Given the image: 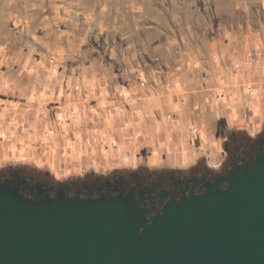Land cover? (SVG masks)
I'll return each mask as SVG.
<instances>
[{
  "label": "clouds",
  "instance_id": "clouds-1",
  "mask_svg": "<svg viewBox=\"0 0 264 264\" xmlns=\"http://www.w3.org/2000/svg\"><path fill=\"white\" fill-rule=\"evenodd\" d=\"M258 138L264 0H0V182L172 190L169 173L211 180Z\"/></svg>",
  "mask_w": 264,
  "mask_h": 264
},
{
  "label": "water",
  "instance_id": "water-1",
  "mask_svg": "<svg viewBox=\"0 0 264 264\" xmlns=\"http://www.w3.org/2000/svg\"><path fill=\"white\" fill-rule=\"evenodd\" d=\"M49 191L37 182L27 199L24 185L0 182V264H264L260 148L251 165L170 198L150 222L132 188L84 199Z\"/></svg>",
  "mask_w": 264,
  "mask_h": 264
},
{
  "label": "flooded vegetation",
  "instance_id": "flooded-vegetation-1",
  "mask_svg": "<svg viewBox=\"0 0 264 264\" xmlns=\"http://www.w3.org/2000/svg\"><path fill=\"white\" fill-rule=\"evenodd\" d=\"M258 148H260L262 150V152H264V138H258V140L250 147L246 158L244 155H241L240 157H236V158L231 159L230 160L231 169L234 167H240V165L243 163H246L247 165H251L254 158H255V155L257 153ZM237 161H239V163H237ZM197 170H203L205 172H208L209 174H211V172H212L211 167H208L202 163H200L198 165V169H192V172H195ZM227 172L223 175L215 176L211 180L208 179L207 174L204 173V174L200 175L199 177H196L193 175L191 177V179H185L183 181L174 180L173 175L171 173H169V179L173 180L174 184H175V187L172 190H165L163 188H160V181L159 180L152 187H149V188L141 187L140 186L141 181H140L139 174H133L132 179L135 180L137 187L132 188V189L134 190L135 196L140 201L141 205L145 204V202H146L145 198H146V196H148L147 206H143V207L148 209L150 211V213L154 212L155 214H157V213H159L160 209L165 204L164 203L165 199L167 201L170 198H173L175 200H180L183 195L188 196L190 193H194V194L199 193L200 194L206 189L207 183H212L217 178L225 176L227 174ZM115 175L116 174H114V177H115ZM9 177L10 178H8L6 180H16V182H19L21 185H24L25 192L29 191L30 186H34L37 182H40V181H37L34 184L31 183L32 177H28V179L26 180L24 175L18 170L17 171H11L10 170ZM60 187H62L65 190V192L72 191L74 189L75 190L74 195L79 194L81 196L83 195V196H91V197H92L93 192H95V194L98 195V193H101V192H111V191L113 192V190L115 188L118 189V191H123V192H125L124 191L125 188H128L127 192L129 191V189H131L128 187V182L125 181L123 178L116 180V182L114 184L109 183V181H107V180H104L103 182H101V180L99 178H96L95 181H93L92 179H88L82 184H80L78 182H71V183H66L64 185H61L58 188H60ZM156 188H160V192H159L158 199L156 200L155 203H153L151 200V197H150V193L152 191H154ZM49 189H50V191L52 190L50 187H49ZM57 189H56V191H57ZM137 189L144 191L142 197L140 196L139 190L137 191ZM177 196L179 197V199H177ZM158 204L161 205V207L159 208V211H157V205Z\"/></svg>",
  "mask_w": 264,
  "mask_h": 264
},
{
  "label": "crops",
  "instance_id": "crops-1",
  "mask_svg": "<svg viewBox=\"0 0 264 264\" xmlns=\"http://www.w3.org/2000/svg\"><path fill=\"white\" fill-rule=\"evenodd\" d=\"M210 157L211 156L209 155V157L207 159L209 160ZM36 164H37L38 168L44 167V165H42L40 161H37ZM202 164H205L206 166L210 167V164H206V162H202ZM47 171L50 172V174H53L52 176L54 178L59 179V177H60L59 171L50 162L47 164ZM64 175L65 176L68 175L67 171H65Z\"/></svg>",
  "mask_w": 264,
  "mask_h": 264
},
{
  "label": "rangeland",
  "instance_id": "rangeland-1",
  "mask_svg": "<svg viewBox=\"0 0 264 264\" xmlns=\"http://www.w3.org/2000/svg\"><path fill=\"white\" fill-rule=\"evenodd\" d=\"M202 162H206V164L212 165V164L216 163V160L213 157H210L209 160L208 159L206 161L205 160H202L200 163H202ZM48 173H50V172H48ZM52 175L53 174H51L50 176H52Z\"/></svg>",
  "mask_w": 264,
  "mask_h": 264
},
{
  "label": "trees",
  "instance_id": "trees-1",
  "mask_svg": "<svg viewBox=\"0 0 264 264\" xmlns=\"http://www.w3.org/2000/svg\"><path fill=\"white\" fill-rule=\"evenodd\" d=\"M234 138H235V137H234ZM46 175L50 176L51 174H50V173H48V171H47ZM52 177H53V176H52ZM99 179H100V178H99Z\"/></svg>",
  "mask_w": 264,
  "mask_h": 264
}]
</instances>
